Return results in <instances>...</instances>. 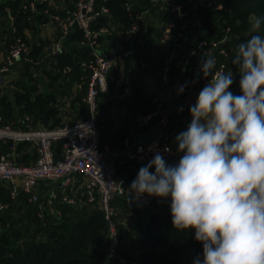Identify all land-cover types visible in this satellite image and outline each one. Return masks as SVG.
<instances>
[{
	"label": "trees",
	"instance_id": "obj_1",
	"mask_svg": "<svg viewBox=\"0 0 264 264\" xmlns=\"http://www.w3.org/2000/svg\"><path fill=\"white\" fill-rule=\"evenodd\" d=\"M29 0H4L0 2V21L2 25L10 24V39L3 50L9 49L15 39L20 38L29 47L28 61L15 82V90L6 93L0 91V117L3 124L13 123L29 116L32 125L54 129L63 126L59 117L60 108L64 107L74 86L81 84L75 97L70 101L73 109H78L81 118L86 117V105L82 101L86 92V80L89 73L82 69L81 63L91 58L90 49L80 46L82 35L77 29L71 30L63 44L61 52L50 55L47 41H31L25 31L36 34L38 25L47 20L41 16L43 5H37L35 11L27 6ZM73 2V0H65ZM221 4L224 11L200 10L205 33L204 38L218 40L229 29L227 43L228 59L226 72H236L231 59L236 45L249 35L252 14L264 15V0H209ZM130 2L137 9L148 6L147 0H95V10H108L107 15L96 17L95 28L127 26L128 20L124 4ZM70 5V4H69ZM71 6V5H70ZM111 36L104 39H110ZM148 46L146 47V49ZM138 53L133 52L130 59L111 71L114 80L108 83V92L99 93L97 97V125L101 144H108L113 149H123V138L128 132L129 124H125L123 133L110 137V131L104 127V118L113 106L111 97L120 96L125 86L118 85L121 76L128 82L129 94L120 100L126 105L130 115V124H134L137 115H145L153 110L156 98L148 91V70L142 68L137 60ZM47 60L49 67L42 69L43 78L35 75L34 64ZM66 71V72H65ZM46 80V83H44ZM239 76L230 89L239 94ZM103 112H105L103 116ZM172 129L178 134L189 123V110L169 116ZM181 125L177 122L184 120ZM103 124V125H102ZM62 143L54 145L55 152L61 150ZM6 148V147H2ZM3 149V150H4ZM17 164L29 165L36 156L31 154L26 144L16 146ZM144 163L127 162L117 168L119 178H125L130 185L135 178V169ZM132 167V168H131ZM154 170V169H153ZM38 203H31L28 195L19 194L16 199L10 197V190L0 184V264H120L116 258H109L108 226L103 213L96 204L80 202L71 206L62 202L60 194L47 204V196L39 193ZM117 213V231L119 245L117 255L127 261L126 264H193L194 258L202 252V245L193 239L191 231L182 232L175 229L167 202H155L150 208H142L128 200L114 198L111 203ZM144 214V215H143Z\"/></svg>",
	"mask_w": 264,
	"mask_h": 264
},
{
	"label": "built area",
	"instance_id": "obj_2",
	"mask_svg": "<svg viewBox=\"0 0 264 264\" xmlns=\"http://www.w3.org/2000/svg\"><path fill=\"white\" fill-rule=\"evenodd\" d=\"M4 0H0L2 2ZM148 6L137 9L126 2L124 9L128 25L95 28L93 25L99 15H107L108 10H95V0H29L24 9L36 10L43 5L41 16L47 20L57 33L50 55L61 52L64 41L71 30L77 29L82 35L80 46H87L91 58L81 63L83 70L89 73L86 80V92L83 102L86 105V117L54 129H45L32 125V118L25 116L17 125L3 124L0 117V184L10 190V197L16 199L19 194L28 195L31 203H38L39 193L47 196V204L61 195L62 202L77 206L80 202L96 204L103 213L108 226L107 256L119 260L117 247V213L111 203L114 198L127 200L125 190L129 185L125 178H119L117 168L127 162L146 164L156 151L165 146L171 152L163 153L166 160H176L177 135L172 129L169 116L161 113L160 104L145 115H137L132 131L158 123V135L155 139L130 149L129 139L123 142V149H113L108 144H101L97 125V97L108 92V83L114 80L111 71L130 59L133 52L138 53V62L147 70L148 55L146 47L158 49L164 58L161 80L165 99L187 100L199 92L206 80L198 78L192 83L198 72L200 58L215 56L216 70L226 71L228 59L227 43L229 29L218 40L203 37L205 29L200 10L224 11L221 4L209 0H147ZM71 6H70V5ZM10 24L13 17L9 16ZM111 36L101 41V37ZM29 47L20 38L15 39L9 49L0 54V75L8 74L13 65L27 59ZM153 51V50H152ZM157 53V52H156ZM66 72V71H65ZM186 81L189 86L177 94L179 86ZM121 85L125 94H129L128 82L121 76ZM78 84L77 90L81 89ZM62 143L61 150L55 152L54 145ZM26 144L31 154L36 156L29 165L17 164L16 146ZM2 147H6L5 149ZM4 149V150H3ZM159 200L144 196L136 203L139 207L150 208ZM0 204V209H3Z\"/></svg>",
	"mask_w": 264,
	"mask_h": 264
},
{
	"label": "clouds",
	"instance_id": "obj_3",
	"mask_svg": "<svg viewBox=\"0 0 264 264\" xmlns=\"http://www.w3.org/2000/svg\"><path fill=\"white\" fill-rule=\"evenodd\" d=\"M231 64L235 73L200 58L192 83H206L174 137L178 160L165 159L169 146L156 151L125 190L129 205L167 202L173 227L202 245L193 264H264V15H251ZM237 75L239 94L230 89Z\"/></svg>",
	"mask_w": 264,
	"mask_h": 264
},
{
	"label": "crops",
	"instance_id": "obj_4",
	"mask_svg": "<svg viewBox=\"0 0 264 264\" xmlns=\"http://www.w3.org/2000/svg\"><path fill=\"white\" fill-rule=\"evenodd\" d=\"M5 29L0 31V54L2 52L5 51H1L3 50V47H5V43H7L8 39H10V24L5 25L4 27ZM45 30L46 31V37L44 36L43 38H41L42 36L38 37V40H43V41H47L49 43V45L46 47V49H49V47L55 43L56 39H57V33L55 31V29L50 25V24H44V25H38V31L39 30ZM29 33H31L30 31H25L24 34L26 37H28L30 39ZM32 34V33H31ZM38 43V42H37ZM146 53H147V57H148V61H152L153 58L149 57L150 55H155L149 47L146 49ZM157 54V53H156ZM17 63V62H16ZM15 63V64H16ZM14 66V65H13ZM148 70V69H147ZM13 72L10 71L8 74H2L0 75V91L1 92H6V85L11 86L12 84L14 85L15 82H17V80H11L10 82L13 83H7L6 79L11 77V74ZM21 73V72H20ZM20 73L18 75V79L20 76ZM147 78H148V91L154 95V97L156 98V104H160V109H161V113L162 111L166 110V109H171V111L168 113L166 112L165 115L167 116H171L172 114H176L179 113L181 110V108L183 109L182 111H187L189 109V106L194 102L195 99H193L194 97L197 96L198 92L195 93L194 95H192L187 102L184 100H179V99H162L159 95H157L156 93H154L152 90L149 89V72L147 74ZM12 79V78H11ZM45 83V82H44ZM164 87V86H163ZM77 93V87L74 86L69 97H67L65 100V105L64 107L60 108V113H59V117L61 119V122L63 123H70L73 122L75 120H78L80 116V114L78 113V109H73L70 106V101L75 97ZM123 95H125V93L123 92ZM123 95L120 97L118 96H113L111 97V99H117V103L113 104V106L110 108L109 112H108V118H104L102 120H104L105 125L107 126V130L110 131V133H108V135H110V137H114L115 134L123 133L125 131V124H129L128 126V132L126 133V135H124L123 138V142L124 140L127 138L129 139V146L130 149L133 150L134 147H136L137 145H141V144H145L153 139H155V137L158 135V125H157V130H155L153 133H151V137L149 139L145 138V137H139L136 140L134 139V133L138 132L141 134H149L150 130H151V126L155 123V121H153L151 124L147 125L144 128L141 129H137L135 131H132V126L133 124H130V115L127 113L126 109V105L125 104H120V100L123 98ZM165 95V92H164ZM123 106V107H121ZM105 112H103V116H104ZM191 119V117H190ZM189 119V120H190ZM185 122L184 120H180L177 122V125H181L182 123ZM190 122V121H189ZM39 127H41V124L38 123L37 124ZM103 125V124H102ZM118 149V148H115ZM178 160V159H176ZM176 160H169V162H174ZM132 168V167H131ZM135 172H138V169H135Z\"/></svg>",
	"mask_w": 264,
	"mask_h": 264
},
{
	"label": "rangeland",
	"instance_id": "obj_5",
	"mask_svg": "<svg viewBox=\"0 0 264 264\" xmlns=\"http://www.w3.org/2000/svg\"><path fill=\"white\" fill-rule=\"evenodd\" d=\"M3 29H5V28H4V25H2V20H1L0 21V31L3 30ZM29 36H30V39H32L31 41L38 42V37L39 36H42L41 38H43L44 36L46 37V31L41 29V30L37 31L35 35H34V33H32V34L29 33ZM0 43H1V40H0ZM152 50H153V52H155L154 53L155 55H152V56L150 55L149 57H152L153 60L147 62V69H148V72H149V89L152 90L157 95H159L162 99H164L165 98L164 87H163V83H162V80H161V72H162L163 65H164V58L159 52L160 51V47L158 49H156V45H155V48H152ZM156 52H157V54H156ZM46 64H47V60H45V61L43 60L42 62H40L38 64H34V66H36L35 67L36 70L34 69V67H33V70H34L35 75L37 77L43 78V74H42L43 70L42 69H47L49 67L48 65L46 66ZM24 65H25V61L24 60H20L16 64H14V66L11 68V71L13 73L11 74V77L6 79V82L7 83L8 82L9 83H13L15 81H13V82H10V81L11 80H18V75L22 71ZM120 80L118 81V85H121ZM44 82L46 83V80H44ZM6 86H7V87H5L6 88V93H10V92L15 90V86L13 84L11 86H8V85H6ZM123 96H125V95H123ZM195 98L196 97H194L193 99H195ZM112 102H113V104L114 103L116 104L117 103V99H112ZM121 107H123V106H121ZM170 111H171V109L168 108V109L162 111V114L165 115L166 112L169 113ZM157 125H158V123L155 122L151 126V130H150L149 134L148 133L147 134H141V133H138V132L134 133V139L136 140L139 137H145V138L149 139L151 137L150 134L153 133L155 130H157ZM104 127H105V129L107 128L105 123H104Z\"/></svg>",
	"mask_w": 264,
	"mask_h": 264
}]
</instances>
